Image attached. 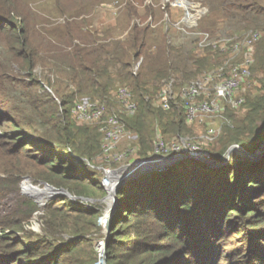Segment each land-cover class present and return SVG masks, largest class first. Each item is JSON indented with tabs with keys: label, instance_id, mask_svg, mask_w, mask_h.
I'll return each instance as SVG.
<instances>
[{
	"label": "trees",
	"instance_id": "trees-1",
	"mask_svg": "<svg viewBox=\"0 0 264 264\" xmlns=\"http://www.w3.org/2000/svg\"><path fill=\"white\" fill-rule=\"evenodd\" d=\"M138 3L116 2L114 15L102 0H0V264H96L101 240L108 264H263L264 155L248 161L233 152L218 169L189 159L127 182L107 234L99 223L108 194L95 169L107 166L102 134L72 111L82 100L116 110L140 158L154 155L157 134L186 137L197 123H186L182 88L232 57V42L200 49L189 34L238 41L260 34L242 51L251 74L236 95L243 103L225 109L229 124L213 159L233 145L255 152L264 142V0H188L198 3L197 25L172 23L160 35L154 1L143 10ZM169 84L175 97L165 111L158 100ZM120 87L134 95L132 115L119 110ZM24 178L92 201L59 195L39 207L21 193ZM37 215L40 234L26 230ZM238 238L246 253L232 245Z\"/></svg>",
	"mask_w": 264,
	"mask_h": 264
},
{
	"label": "built area",
	"instance_id": "built-area-1",
	"mask_svg": "<svg viewBox=\"0 0 264 264\" xmlns=\"http://www.w3.org/2000/svg\"><path fill=\"white\" fill-rule=\"evenodd\" d=\"M186 10L183 22L189 23L192 20L191 13L188 7L180 2ZM182 22V23H183ZM175 28L181 29V23L175 25ZM182 30V29H181ZM197 39V44L200 49L213 47H226L232 42L231 60L226 66L219 69L217 72L203 76L199 81L190 82L182 88L181 99L185 108L186 123L192 125L197 122H202L207 119H216L217 123L210 127L207 134L210 138H218L223 133L225 125L229 121L224 116L227 106H232L234 109L238 108L243 99L236 97L237 92L241 86L250 77L251 58L246 55L242 60V51L246 48H251L252 45L260 38L259 33H249L243 40L238 41V38H222L212 39L207 33H192L189 34ZM174 93L171 84L167 85L159 96L158 105L165 111L172 107ZM116 99L120 105V112L129 114L135 113L137 105L134 101V95L128 87H120L117 90ZM110 111L107 104L82 100L78 102L73 109L74 117L80 122L88 125H97L100 127L102 134V149L106 162L108 164H123L128 157L127 153H121L119 146L130 132L126 131L122 117L117 112L108 113ZM153 158L149 159L150 166L152 163L166 162L167 158L171 156H188L193 159H202L206 164H210L212 158L208 154H203L199 148L193 143H189L184 139H180L177 143L168 145L163 138L159 137L156 141ZM182 162V161H181ZM123 167L119 170H125ZM105 178H103V185L108 186L112 181L111 174L116 171L105 169ZM104 241L98 243L99 250H103Z\"/></svg>",
	"mask_w": 264,
	"mask_h": 264
},
{
	"label": "rangeland",
	"instance_id": "rangeland-1",
	"mask_svg": "<svg viewBox=\"0 0 264 264\" xmlns=\"http://www.w3.org/2000/svg\"><path fill=\"white\" fill-rule=\"evenodd\" d=\"M129 1V0H102V6H111L112 8V13H114V15H116V8L119 7V5L117 6H112L113 4H116L119 3L121 6L124 4H126V2ZM137 2H139L138 4H140V8L143 10L146 6L150 5L153 3H155L156 6H154L155 10H156V20H152V26L155 28L156 32H157V35H160V31L163 30V28H167V29H172L173 27V24L177 25L179 23H181V25H184L187 27L190 26V28L192 29L193 26H196L197 24L194 23V20H193V6L194 5H197V4H188V0H136ZM182 1V3L184 5H186L188 7V10H189V13H191V17H192V20L189 22V23H185L183 22V19L185 17V15L187 14L186 10L182 7L183 5L180 3ZM163 3H165V5H168L169 6V11L168 13L162 8L163 6ZM40 4V3H39ZM123 5V6H124ZM142 5V6H141ZM44 5L42 4L41 7H43ZM161 6V7H160ZM110 9V7L108 8ZM121 9V8H120ZM119 8L117 9L118 10V13L121 14L119 19L121 20L122 23H120V26L122 25L121 28H125L124 26V20H123V12L120 10ZM107 10V9H106ZM104 10V8L100 9V12L102 14V12L104 11L105 13H108V11ZM117 13V14H118ZM171 16V18H170ZM108 19V18H107ZM115 19V18H114ZM114 19H108V22H110L109 24H111L112 26H115L116 24V21ZM150 20V19H149ZM148 20V21H149ZM147 21V22H148ZM183 22V23H182ZM146 23V22H144ZM173 23V24H172ZM119 26V27H120ZM119 29V28H118ZM190 29V30H191ZM174 30V28H173ZM125 32V31H124ZM206 32V31H204ZM124 35V34H123ZM118 102V101H117ZM158 106V105H157ZM109 107V106H108ZM110 109H112L111 107H109ZM120 109V108H119ZM114 112H117L116 110H113ZM120 115V114H119ZM127 115H132V114H127ZM121 116V115H120ZM123 121V119H122ZM124 123V121H123ZM215 123H217V120L216 119H207L205 121H202V122H197L196 124V127L191 130H189L188 132V135L186 137H181V138H177L176 140L173 138L170 140L169 136H165V139L167 140L166 142L169 143L168 145H172L174 142L177 143L180 139H184L186 141H188L189 143H193L197 148H199V150L203 153V154H208L211 156V158H215L214 154L215 155H219V153L221 152V150L223 149V147L220 145V137L218 138H210L207 134V131L210 127L214 126ZM125 126V125H124ZM161 136V134H157V138L155 139L154 141V145H153V148L155 149V145H156V141L157 139ZM230 148V147H229ZM119 151L121 153H127L128 152V157H126V160L123 164H108L107 162V166L106 167H102L100 166L99 168H95L96 170H98L100 176L102 177V181H103V178H105L106 176V173L104 172L105 169H109L111 171H117L123 167H131V168H134V167H138V162L141 161V160H144V159H151L153 158L152 156L150 158H140L139 155H138V151H139V148H138V145H137V140H136V136L134 134H127L125 136V139L122 141V143L120 144L119 146ZM213 151H214V154H213ZM152 155V154H151ZM243 155V154H242ZM214 156V157H212ZM226 157V154L225 155H222V158L224 159ZM221 158V159H222ZM1 160H4V158H0ZM193 160H197V159H193ZM106 161V160H105ZM198 161H201V160H198ZM230 161V159H229ZM228 161V162H229ZM137 163L136 165H133ZM165 163V162H163ZM149 165V163H148ZM145 166L143 168H146L148 167ZM208 165V164H207ZM175 166V165H174ZM210 166V165H208ZM173 167V166H172ZM154 168V167H153ZM169 167L165 165H163L161 168H159V170L157 171H164L166 169H168ZM128 173L129 171L128 170H125L124 173ZM116 172H114L115 174ZM112 175V174H111ZM121 176V175H120ZM142 178V177H141ZM140 179V178H138ZM28 184L34 186V187H38L40 189H44L45 185L44 184H38V183H34L33 181H31L29 178H24L22 184H21V193H22V187L25 185L29 186ZM106 189V188H105ZM107 191V190H106ZM23 194V193H22ZM24 195V194H23ZM108 195V194H107ZM26 196V195H24ZM107 197V196H106ZM105 197V198H106ZM104 198V199H105ZM103 199V200H104ZM34 200L37 202V204L39 205V207H44L46 206L47 204H49L51 202V200H47V196H43V195H39L37 196L36 198H34ZM102 200V201H103ZM10 201V200H9ZM7 201V202H9ZM92 201V200H90ZM89 201V202H90ZM104 208H103V214L102 216L106 213V211L109 209V204L108 203H104ZM41 205V206H40ZM2 210H5L4 209V205H2V207L0 208V212ZM39 216L40 215H37L31 222L30 225H28L26 227V230L27 231H31L35 234H40L41 233V229H42V226H41V223H40V220H39ZM102 218V217H101ZM100 218V219H101ZM104 230V229H103ZM106 234V233H105ZM230 234V233H229ZM210 239H211V235L208 236L206 238V242H210ZM102 241V240H101ZM241 241V238H238L237 240L235 239H232V245L233 246H239V242ZM100 242V241H99ZM98 242V243H99ZM218 242V241H217ZM255 241H252V243H254ZM98 243H97V246H96V250H97V253H98V261L96 262L99 263L100 262V250L98 248ZM105 243V242H104ZM207 246V245H206ZM104 247H105V244H104ZM199 248H201L200 246H198ZM239 248H243L244 252L246 250V248H244V244H242L241 246H239ZM104 249V248H103ZM246 253V252H245ZM251 256H253L252 253H250ZM261 262H263L264 264V259L263 260H260ZM253 261H250V263L248 264H252ZM255 264H259V263H255Z\"/></svg>",
	"mask_w": 264,
	"mask_h": 264
},
{
	"label": "water",
	"instance_id": "water-1",
	"mask_svg": "<svg viewBox=\"0 0 264 264\" xmlns=\"http://www.w3.org/2000/svg\"><path fill=\"white\" fill-rule=\"evenodd\" d=\"M233 152H238L242 158L248 160V161H257L259 160L263 155H264V142L262 143L261 147H258V150L255 152H250L247 151L246 149H244L242 146L240 145H233L231 146L226 153V157L224 159L221 160H214L212 158L211 162H210V167L212 168H221L222 166H224L230 159V156ZM243 154V155H242ZM189 159H193L191 157L188 156H171L169 158H167L165 163H162L163 165L166 164V166L168 167H172L176 164H178L181 161H185V160H189ZM197 160H201L202 159H197ZM80 163H83V160H77ZM148 161L149 159H144L138 162V165L142 164L147 166L148 165ZM137 163L133 164L136 165ZM127 169H131L133 171L130 170V172L128 173H124V171L126 170H117L115 174L120 175L121 176L119 178H117V175L115 177L112 176V183L108 186L104 187L107 190V197L103 200V202L108 203L109 204V209L106 211V213L102 216V218L100 219L99 223L100 225L103 227L104 232L107 234L109 232V225H110V219L112 217V215L114 214L116 207H117V203H118V198H117V193L119 191V189L126 184L127 182H130L132 180L144 177L145 175L152 173V172H156L158 169H151V168H142V169H133L131 167H128ZM29 188H25L24 186L22 187V193L26 196H29L31 198H36L39 195H43V196H47V200H52L53 198L61 195L63 197L69 198L71 200L77 201V200H84L86 202H89L90 200L88 199H84V198H77L72 196L67 190L65 189H56L48 184H45L44 189H40L38 187H34L30 184H28ZM41 206V205H40ZM100 259H102V264H108L107 263V256H106V246L104 247L103 250H101L100 252ZM100 263V262H99ZM97 263V264H99Z\"/></svg>",
	"mask_w": 264,
	"mask_h": 264
},
{
	"label": "bare ground",
	"instance_id": "bare-ground-1",
	"mask_svg": "<svg viewBox=\"0 0 264 264\" xmlns=\"http://www.w3.org/2000/svg\"><path fill=\"white\" fill-rule=\"evenodd\" d=\"M163 166V164L162 163H160V164H158V163H152L149 167H154L153 168V170L154 169H158V168H161ZM143 167H145V165H142V164H140V165H138V167L136 166V167H134L133 169H142ZM126 170H128L129 172H130V170L131 169H126ZM131 171H133V170H131ZM126 173V172H125ZM117 174H112L111 176H113V177H115ZM121 175V174H120ZM120 175H117V178H119L120 177ZM114 181V180H113ZM25 188H29L27 185H25ZM99 264H102V259H100V263Z\"/></svg>",
	"mask_w": 264,
	"mask_h": 264
},
{
	"label": "crops",
	"instance_id": "crops-1",
	"mask_svg": "<svg viewBox=\"0 0 264 264\" xmlns=\"http://www.w3.org/2000/svg\"><path fill=\"white\" fill-rule=\"evenodd\" d=\"M109 7H111V6H109ZM112 8V7H111ZM121 32H119V34H120Z\"/></svg>",
	"mask_w": 264,
	"mask_h": 264
}]
</instances>
